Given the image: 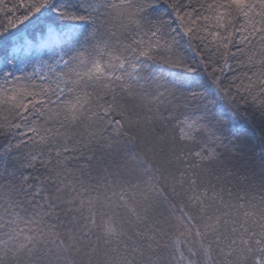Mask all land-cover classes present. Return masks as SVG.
<instances>
[{"label": "snow or ice", "instance_id": "6c2138e0", "mask_svg": "<svg viewBox=\"0 0 264 264\" xmlns=\"http://www.w3.org/2000/svg\"><path fill=\"white\" fill-rule=\"evenodd\" d=\"M0 264H264V0H0Z\"/></svg>", "mask_w": 264, "mask_h": 264}, {"label": "trees", "instance_id": "16d2710c", "mask_svg": "<svg viewBox=\"0 0 264 264\" xmlns=\"http://www.w3.org/2000/svg\"><path fill=\"white\" fill-rule=\"evenodd\" d=\"M233 63H235V62H233ZM177 191H180V189H177ZM169 195H170V193H169ZM153 201H154V206L158 205L160 203L159 199H157L154 195H153Z\"/></svg>", "mask_w": 264, "mask_h": 264}]
</instances>
